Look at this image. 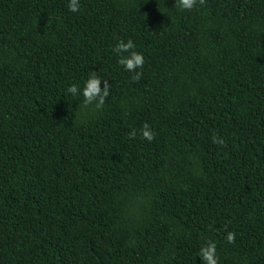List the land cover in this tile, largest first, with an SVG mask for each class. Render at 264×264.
Masks as SVG:
<instances>
[{"label": "trees", "instance_id": "obj_1", "mask_svg": "<svg viewBox=\"0 0 264 264\" xmlns=\"http://www.w3.org/2000/svg\"><path fill=\"white\" fill-rule=\"evenodd\" d=\"M68 2L0 0V264H264V0Z\"/></svg>", "mask_w": 264, "mask_h": 264}, {"label": "clouds", "instance_id": "obj_2", "mask_svg": "<svg viewBox=\"0 0 264 264\" xmlns=\"http://www.w3.org/2000/svg\"><path fill=\"white\" fill-rule=\"evenodd\" d=\"M206 0H175V8L180 10L190 11L197 7V5H204ZM68 9L70 12H79L81 5L80 0H69ZM136 45L132 39L127 42L119 40L115 45L113 51L117 54V63L122 66L126 71L134 73L131 77L133 81L138 82L143 76V67L145 64V57L142 52L136 51ZM141 69V71H137ZM103 84V86H102ZM112 85L107 79H103L97 72L92 71L88 79L84 82L81 89L77 84H72L67 88V92L74 97L83 96V107L94 105L96 109H101L108 96L110 95ZM138 133L136 129H132L128 133L130 140L135 139ZM139 135L142 139L149 142L155 139L156 133L153 131L152 126L145 122L139 130ZM213 143L224 144L223 139L213 137ZM236 233L234 231L227 232L226 239L229 243L235 242ZM202 264H219V257L217 255V245L212 240H207L201 246L198 253Z\"/></svg>", "mask_w": 264, "mask_h": 264}]
</instances>
